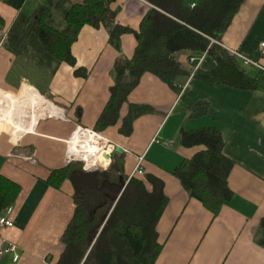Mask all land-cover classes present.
Returning <instances> with one entry per match:
<instances>
[{
	"label": "crops",
	"instance_id": "obj_1",
	"mask_svg": "<svg viewBox=\"0 0 264 264\" xmlns=\"http://www.w3.org/2000/svg\"><path fill=\"white\" fill-rule=\"evenodd\" d=\"M75 1L81 0H53L47 24L63 31ZM204 1L185 3L194 8ZM46 2L0 0V15L5 20L0 30V103L5 109L14 108L13 128L0 127V175L21 188L11 207L14 226L0 228V250L13 245L20 258L14 262L12 254L3 255L0 264H57L65 249L61 237L74 214V189L65 182L57 190L46 180L53 170L69 164L67 148L78 128L100 136L104 148L95 158L98 169L110 166L114 147L120 146L125 152L117 154L123 157L129 178L141 160L143 176L136 177L146 182V176L152 175L164 183L169 201L157 224L163 247L155 264H264L260 243L264 236V74L233 55L238 52L264 68V0H245L216 43L259 78L258 90L242 91L199 80L191 72L213 70L215 61L206 54L179 53L176 59L191 70L189 75L171 86L146 73L129 94V104L154 111L137 118L128 136L120 133L128 114L126 104L116 125L93 129L110 99L115 61L119 56L133 57L135 35L124 34L117 51L104 27H83L72 52L88 76L75 77L74 68L48 54L31 32V16ZM112 8L119 25L138 31L154 7L145 0H116ZM32 93L36 105L25 107ZM201 103L205 104L202 109ZM202 128L221 131L226 141L224 155L233 162L228 178L233 195L216 217L174 175L183 161L205 150L184 147L181 133Z\"/></svg>",
	"mask_w": 264,
	"mask_h": 264
},
{
	"label": "trees",
	"instance_id": "obj_2",
	"mask_svg": "<svg viewBox=\"0 0 264 264\" xmlns=\"http://www.w3.org/2000/svg\"><path fill=\"white\" fill-rule=\"evenodd\" d=\"M116 0L75 1L66 16L67 26L57 31L47 24L53 0L38 7L32 14V28L45 51L58 61L74 68V75L86 78L85 68L77 66L73 45L83 27H104L110 45L121 48L124 34L133 33L137 47L133 57L119 56L113 67L114 85L110 99L93 130L116 125L123 105H129L120 133L128 136L134 121L153 109L129 104V94L139 85L146 73L173 86L179 77L191 70L176 59L179 53H199L210 56L216 67L210 71L193 70L194 77L211 84L226 85L242 91H257L260 80L252 76L227 50L210 39L220 40L245 0H205L191 8L185 0H145L151 8L144 16L138 31L116 22ZM5 20L0 15V30ZM192 75V76H193ZM205 106L201 103L199 107ZM207 107L204 109V114ZM200 114V113H199ZM81 121V112H77ZM186 148L204 147L191 159L175 169L174 175L191 197L200 201L213 217L232 197L228 178L233 162L224 155L225 138L217 128H202L181 133ZM82 162H71L53 170L46 183L61 189L69 182L74 189V214L61 242L65 249L57 264H155L163 245L158 241L157 224L163 215L168 197L162 180L148 175L146 182L125 174L123 157L115 153L106 170L86 171ZM21 188L0 175V215L17 201ZM264 229V219L261 220ZM264 247V236L260 241Z\"/></svg>",
	"mask_w": 264,
	"mask_h": 264
},
{
	"label": "bare ground",
	"instance_id": "obj_3",
	"mask_svg": "<svg viewBox=\"0 0 264 264\" xmlns=\"http://www.w3.org/2000/svg\"><path fill=\"white\" fill-rule=\"evenodd\" d=\"M32 95H33V93L30 95L29 99L23 104L25 107H28L29 104L34 105L35 101H34V97ZM13 109L12 108L11 109H5V107L0 103V127L3 126V129L6 128L7 131H10L13 128V125H14V122H13ZM36 121H37V119L35 118L34 119V124H36ZM98 139H100V136L96 137V136H94L91 133H88V132H86L84 130L82 131L81 129H79L73 135V137L70 138V141H69L70 145L69 146H70L71 150L73 152H75V154L79 153L81 155V158L85 162L88 163V162H91L93 157L99 156L100 154L103 153L104 145L103 144H99V140ZM101 158H103V157H101Z\"/></svg>",
	"mask_w": 264,
	"mask_h": 264
},
{
	"label": "built area",
	"instance_id": "obj_4",
	"mask_svg": "<svg viewBox=\"0 0 264 264\" xmlns=\"http://www.w3.org/2000/svg\"><path fill=\"white\" fill-rule=\"evenodd\" d=\"M216 43H218L217 40H214V39L211 40V44H216ZM261 47L264 49V43L262 44ZM233 55H235L236 57L241 59L244 62L245 65L253 66V67L259 69L264 74V68H262V66L258 62H255V61L243 56L242 54H240L238 52H233ZM263 55H264V52H263ZM193 61L194 60H191V62H193ZM79 129L82 130V128H78L74 132V134ZM84 131H86L88 133H91V134H93L96 137H99L97 134H94L91 131H88V130H84ZM166 145H168V143H166ZM67 162L68 163H71V162H82L84 164V170H93V169H98L99 168L96 159L94 160V162H92L89 165L87 162H85L81 158V155L79 153L75 154V152H73L71 150L70 146H68V148H67ZM140 163H141V160L138 161L137 167L130 174V178L133 177V176H143V171H142V169L140 167ZM12 211H13V209L10 208V209L7 210V212L5 214L0 215V228H11V227L14 226L13 221L11 219ZM15 250H16L15 246L8 245L7 247H5V248L0 250V256L7 255V254H12L13 255V261L17 262L19 260L20 256L15 253Z\"/></svg>",
	"mask_w": 264,
	"mask_h": 264
},
{
	"label": "water",
	"instance_id": "obj_5",
	"mask_svg": "<svg viewBox=\"0 0 264 264\" xmlns=\"http://www.w3.org/2000/svg\"><path fill=\"white\" fill-rule=\"evenodd\" d=\"M114 149H115L114 152L118 154H123L125 152L120 146H115ZM110 158H111V155L108 154L106 156V159L109 160Z\"/></svg>",
	"mask_w": 264,
	"mask_h": 264
},
{
	"label": "rangeland",
	"instance_id": "obj_6",
	"mask_svg": "<svg viewBox=\"0 0 264 264\" xmlns=\"http://www.w3.org/2000/svg\"><path fill=\"white\" fill-rule=\"evenodd\" d=\"M96 157H98V156L93 157V160H91V162H88V163L91 164L92 162H94V160H95Z\"/></svg>",
	"mask_w": 264,
	"mask_h": 264
}]
</instances>
